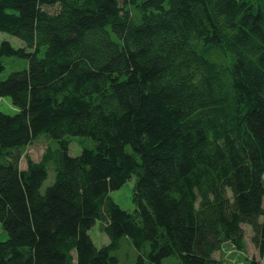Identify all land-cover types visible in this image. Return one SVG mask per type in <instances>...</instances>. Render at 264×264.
<instances>
[{"label": "trees", "instance_id": "trees-1", "mask_svg": "<svg viewBox=\"0 0 264 264\" xmlns=\"http://www.w3.org/2000/svg\"><path fill=\"white\" fill-rule=\"evenodd\" d=\"M3 33L24 47L0 42V73L28 65L0 82V264H118L122 238L224 264L242 225L264 264V0H0ZM41 136L57 149L20 169ZM73 136L95 148L69 156ZM132 177L130 214L110 192Z\"/></svg>", "mask_w": 264, "mask_h": 264}, {"label": "rangeland", "instance_id": "rangeland-1", "mask_svg": "<svg viewBox=\"0 0 264 264\" xmlns=\"http://www.w3.org/2000/svg\"><path fill=\"white\" fill-rule=\"evenodd\" d=\"M52 11V8H49ZM3 40L9 41L11 46L15 48H23L24 44L21 40L16 37H12L8 34H0V42ZM4 70L0 73V82L4 81L12 72L16 70L27 69L28 62L25 60L17 58H7L4 57ZM0 111L4 114L14 115L17 110L11 105L10 99L8 97L0 99ZM57 144L53 139L41 136L39 140L33 142L27 150L21 155L20 169L24 170L26 168V158L34 162H40L42 155L48 150H56ZM69 156L74 157L81 154L84 148L94 149V142L87 137L81 138L77 136L69 137ZM48 174L44 180L40 192L44 191L53 185L55 179L54 163H50L47 167ZM136 182V177H132L124 185H122L119 190L110 192V197L122 210L133 213L134 206L132 202V194L134 190V185ZM244 231V242H245V254L239 253L231 245L223 246V251L218 254H214L216 260H222L224 264H247L248 260L258 259V252L256 248L251 243L252 231L251 228L242 225ZM88 234L92 240V243L96 248L109 245L108 237L105 233L100 230V222L89 229ZM8 239L7 233L0 227V242L6 241ZM111 255L115 256L118 264H152L148 261L146 256L139 254L132 243L127 238H122L120 241V246L116 251L111 252ZM178 257L170 256L161 261V264H178Z\"/></svg>", "mask_w": 264, "mask_h": 264}, {"label": "crops", "instance_id": "crops-1", "mask_svg": "<svg viewBox=\"0 0 264 264\" xmlns=\"http://www.w3.org/2000/svg\"><path fill=\"white\" fill-rule=\"evenodd\" d=\"M216 254H218V253H216ZM244 254V253H243Z\"/></svg>", "mask_w": 264, "mask_h": 264}, {"label": "built area", "instance_id": "built-area-1", "mask_svg": "<svg viewBox=\"0 0 264 264\" xmlns=\"http://www.w3.org/2000/svg\"><path fill=\"white\" fill-rule=\"evenodd\" d=\"M223 251V250H222Z\"/></svg>", "mask_w": 264, "mask_h": 264}]
</instances>
